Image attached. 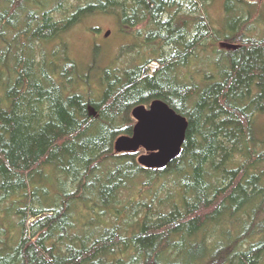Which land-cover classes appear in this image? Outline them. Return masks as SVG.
Masks as SVG:
<instances>
[{"label": "trees", "instance_id": "trees-1", "mask_svg": "<svg viewBox=\"0 0 264 264\" xmlns=\"http://www.w3.org/2000/svg\"><path fill=\"white\" fill-rule=\"evenodd\" d=\"M209 1L0 0V264H264V27L255 36L246 22L253 3L224 0L230 32L218 35ZM186 5L192 30L170 12ZM95 14L144 30L149 55L79 91L91 65L79 75L66 54L37 50ZM216 40L235 47L204 54L200 78L184 80ZM155 99L188 126L178 156L147 169L113 142Z\"/></svg>", "mask_w": 264, "mask_h": 264}, {"label": "rangeland", "instance_id": "rangeland-1", "mask_svg": "<svg viewBox=\"0 0 264 264\" xmlns=\"http://www.w3.org/2000/svg\"><path fill=\"white\" fill-rule=\"evenodd\" d=\"M248 1H250L248 3L251 4V6L253 4L254 5L251 9V15L246 19V22L253 29V35L257 36L264 27V22H261V20L259 19V17L262 18V20L264 19V0ZM223 2L224 0H211L207 4L205 11L207 21L210 23L212 29L215 32H218V35L230 32L228 28V20L226 21L224 16ZM50 3L51 1H49V4ZM196 8L197 11L195 13V16L198 17L201 14V5L198 2ZM34 9H37V7H34ZM170 12H172L174 15L176 14L177 16H179V21L181 23L182 21L186 20L188 23V27L191 28V30L193 29L192 23L194 22V14L189 13L187 5L186 7H182L180 12L178 11L174 13L175 8L171 9ZM117 28V20L113 17L100 14L87 16L79 23L74 25L66 33L62 34L59 41L56 40L53 43H47L43 45L37 50V53H40L41 51L48 60L53 59L50 54L54 50L58 52L59 57L66 54V56L75 63L77 74L79 75H82L85 69L89 68V66L91 65L92 73L90 72L91 76L89 77V85H83L82 83H80L79 79V83H77L76 85L79 91H85L87 89H92L95 91L99 89L95 77L99 74V71H101L102 68L109 66L116 68L127 67L128 65L134 64L136 62H141L137 60L138 58L135 60V62H133V59H135L137 56L143 57L149 55L148 52L150 48L145 44L144 30L141 31L143 33L140 34H138L137 31L127 34L119 32ZM108 30L109 34L105 36V33ZM210 39L213 40V38ZM209 42L210 41H208V43ZM56 43L60 47L58 45L54 47ZM221 43L222 41L216 40L213 45H205L204 48L207 49V51H202L203 54L201 51H199L197 57L192 58L188 66L180 69L179 73L182 75L184 80L196 81L197 79H199L202 70L206 68V63L208 62L206 59H204V54L211 55L210 52L212 53L213 49L226 48L224 45H221ZM62 45L64 46V50H62ZM200 49L201 47L199 48V50ZM146 66L151 72L152 69L156 67V64L151 61ZM260 125L261 123H259V127ZM263 129L264 124L261 127V130ZM142 153H144V151L139 150L136 154L139 155ZM42 185L49 188L50 192L55 190V188L52 186L50 177L48 180L43 181ZM139 197L140 196L137 194L136 190H126L122 195L123 200H127L128 198L138 199ZM51 198L52 196H49L48 201ZM10 221L13 224L15 223L14 218H12ZM12 227L13 228H11L10 226H6V230L8 231V229H10L11 235L14 238L15 234L17 233V228L15 226Z\"/></svg>", "mask_w": 264, "mask_h": 264}, {"label": "water", "instance_id": "water-1", "mask_svg": "<svg viewBox=\"0 0 264 264\" xmlns=\"http://www.w3.org/2000/svg\"><path fill=\"white\" fill-rule=\"evenodd\" d=\"M109 34L106 31L105 36ZM234 48L232 44H222ZM88 114L95 116V110L88 106ZM135 121L130 135H120L113 142V151L119 153H144L136 156L137 163L147 169H162L180 153L187 121L165 102L155 99L148 105H137L130 111Z\"/></svg>", "mask_w": 264, "mask_h": 264}]
</instances>
